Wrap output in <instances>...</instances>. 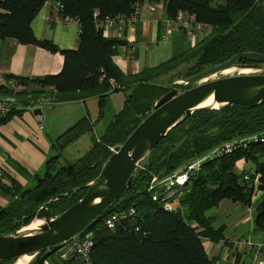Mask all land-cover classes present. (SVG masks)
Listing matches in <instances>:
<instances>
[{
	"label": "trees",
	"instance_id": "1",
	"mask_svg": "<svg viewBox=\"0 0 264 264\" xmlns=\"http://www.w3.org/2000/svg\"><path fill=\"white\" fill-rule=\"evenodd\" d=\"M46 1H0V9L4 11L0 14V39H14L22 45H34L52 53L58 52L63 57L62 69L58 74L31 81L18 80V84L23 87L29 84L42 86L43 91L50 89L45 93L53 105L96 97L99 100V119L96 123L105 117L104 101L109 94L124 92L126 97L123 108L113 116L99 141L91 134L93 125L84 118L56 140L57 156L48 160L44 176L37 180L31 190L21 191L15 185L12 190L3 187L15 199L7 209L0 212V234L11 233L29 225L35 216L52 218L78 202L85 195L87 185L99 175L102 165L111 155L108 148L120 146L151 113L154 102L169 91L158 84L156 79L164 75L169 64L185 53L155 69L125 75L113 61L116 48L122 42L105 36L103 30L98 28L97 21L105 16L135 13L138 0H54L60 3L59 12L63 18L76 19L79 23L76 50H59L52 42L39 41L33 35L31 22ZM146 1L162 2L167 19L185 14L194 23L211 27L206 37L197 42L191 51L187 50L190 53L184 61L193 60L194 67L184 79L240 53L251 52L264 56V0ZM94 13L98 14L97 18ZM241 63L258 61L247 59ZM184 64L179 62L168 71ZM40 94L42 91L28 93L25 90L16 93V96L19 99H35ZM13 114L0 120V123ZM262 132L264 104L258 107L230 106L219 111L203 109L194 112L160 141L147 161L148 168L138 169L126 194L78 235H87L92 242L89 263L213 264L205 253L202 240H223V229L212 228L207 212L225 199L245 207L251 205V193L240 184V176L236 173V166L241 161L255 166L259 187L264 190V143H242L230 153L203 162L199 172L182 186L179 205L174 211L163 209L161 199L165 189L153 187L149 190V182L161 172L172 173L182 163L199 159L223 142L236 138L239 141L245 140ZM89 133L92 135L89 151L73 164L55 168L54 162L60 159L59 151ZM182 140V145L174 150V146ZM172 150L174 153L168 158ZM130 208L138 212L135 223L138 232L130 227L128 219L113 230L103 224L102 219L109 214ZM193 223L196 227L191 226ZM254 232L264 233V201L255 207ZM64 244L58 250L64 249ZM57 251L50 253L38 264H44ZM14 261L15 258L7 259L1 264H13ZM62 264L78 262L74 256H68Z\"/></svg>",
	"mask_w": 264,
	"mask_h": 264
},
{
	"label": "crops",
	"instance_id": "2",
	"mask_svg": "<svg viewBox=\"0 0 264 264\" xmlns=\"http://www.w3.org/2000/svg\"><path fill=\"white\" fill-rule=\"evenodd\" d=\"M184 17L189 18L185 14ZM166 20L162 2L145 1L133 25L120 29L114 27L109 33H105L108 38L122 42L116 48L113 61L125 75H136L147 69H155L191 48L190 43H194V46L203 38L202 35H196L189 40L180 32L182 30L178 29L167 36ZM30 27L37 40L50 41L59 50L77 48L79 23L76 19L63 18L54 6V0L45 2ZM62 64L63 57L58 52L52 53L34 45H22L14 39H0V99L15 97L7 95L6 89L18 84V80L31 81L47 75H56L61 71ZM44 90L48 92L50 89ZM116 93L109 94L105 100ZM47 98L49 99L48 96ZM15 99L23 106H35L39 101L50 100L46 99V93L35 99H19L17 96ZM98 104L96 97L78 102L55 105L51 103L39 108L41 116H35L25 109L1 122L0 170L5 171L10 177V182L21 191L31 188L37 177L44 172L48 160L57 156L55 142L65 131L84 118L91 125H95L99 119ZM53 106L56 107L49 110ZM89 114L94 117L95 122H92ZM86 135H89V141L85 154L89 151L92 145L90 133L59 151L62 166L71 165L67 164L64 154L71 146L84 141ZM249 165L241 161L238 168H255L253 164ZM3 187L4 183L0 182V212L7 209L15 199ZM259 202L260 200L253 201L249 207H245L225 199L207 212L212 228L223 229V240H202L205 253L213 264H264V233L254 232L255 207ZM191 226L196 227V224ZM44 264H48L47 260Z\"/></svg>",
	"mask_w": 264,
	"mask_h": 264
},
{
	"label": "water",
	"instance_id": "3",
	"mask_svg": "<svg viewBox=\"0 0 264 264\" xmlns=\"http://www.w3.org/2000/svg\"><path fill=\"white\" fill-rule=\"evenodd\" d=\"M247 59L258 63H241ZM231 68L237 71L252 70L253 73L221 75ZM263 104L264 56L257 53L234 55L183 81L173 82L169 91L154 102L151 113L120 146L114 147V153L104 162L99 175L87 185L85 195L78 202L61 214L44 219L36 229H28L29 224L14 232L0 234V264L3 260H17L22 256L30 257L26 264H38L81 234L112 203L126 194L138 169L148 168L147 161L160 141L194 112L203 109L219 111L230 106L258 107ZM30 111L35 116H41L39 108ZM183 141L176 144L174 150Z\"/></svg>",
	"mask_w": 264,
	"mask_h": 264
},
{
	"label": "built area",
	"instance_id": "4",
	"mask_svg": "<svg viewBox=\"0 0 264 264\" xmlns=\"http://www.w3.org/2000/svg\"><path fill=\"white\" fill-rule=\"evenodd\" d=\"M2 1V0H0ZM146 0H138L136 5V12L130 15H119V16H105L102 20L97 21L98 28L103 30V33H109L114 27L123 28L127 25H133L136 21V17L140 7ZM54 6L57 10L60 11L61 5L58 2L54 1ZM4 13L3 10L0 9V14ZM94 17L97 18L98 14L94 13ZM185 31L186 37L189 40H192L196 35H202L203 38L206 37L211 32V27L203 24H196L192 20V18H185L184 14H179L175 19H167L166 20V30L165 35L169 36L175 30ZM1 83V79H0ZM47 105V102L39 101L35 106H23L20 105L14 97H5L0 99V120L6 118L8 115L13 114L14 112L21 110H31V108H43ZM40 129L42 127L40 126ZM242 143H264V132L259 133L257 135H253L248 137L245 140L236 141L232 144H227L224 146H220L215 148L214 152L216 155L213 157L202 156L199 159L188 164L187 170L183 175H178L176 180V189L173 190L172 183L171 186L165 189L164 195L161 199L163 203V209L165 211H174L177 206L174 202L177 187H182L188 181V179L194 175L199 170L200 165L205 162L207 158L209 160L219 156L222 153H230L234 147L242 144ZM245 147V144L243 145ZM109 152L114 153V147L108 148ZM243 164L245 163L242 161ZM239 164V163H238ZM238 169V175L240 176V184L243 187H246L247 190L251 193V201H264V190L259 187V182L256 178V169L249 167H241ZM9 175L6 174L5 171L0 170V182L4 183V186L12 190L14 185L9 180ZM154 186L149 187V190H152ZM172 187V188H171ZM154 200H157L156 197H153ZM42 207L39 208L41 210ZM138 216V212L134 208H130L128 210L112 213L102 219L103 224L110 230H113L117 225H120L123 220H130V227L134 229L135 232H138V227L135 226L136 219ZM261 246V245H259ZM92 247V242L89 239V236L85 235L82 237L76 236L75 238L67 241L64 244V252L62 253V259L66 260L68 256H74L77 260L78 264H90L89 263V251Z\"/></svg>",
	"mask_w": 264,
	"mask_h": 264
},
{
	"label": "rangeland",
	"instance_id": "5",
	"mask_svg": "<svg viewBox=\"0 0 264 264\" xmlns=\"http://www.w3.org/2000/svg\"><path fill=\"white\" fill-rule=\"evenodd\" d=\"M180 32L183 33L184 36L186 37L185 31H180ZM192 44H194V43H192ZM192 44L191 43L189 44L191 46V48H188L187 49L188 51H191L192 48L195 46V45L192 46ZM187 50L184 51L185 53L183 54L182 57H179L176 61L172 62L171 64H169L167 66L168 68L165 70L164 75H162L159 78H157L156 82L158 84L163 85V86H165L166 88L169 89L172 82L185 80L184 78H186V76L188 75V72L190 71V69H192L194 67V65H193L194 61L193 60L192 61L190 60V61H187V62L184 61V59L190 53ZM179 62H184L185 64L181 65L180 67H177L175 69H172V70L168 71L170 69V67L171 68L176 67ZM166 71H168V72H166ZM194 74H196V73H194ZM6 90H7V95H12V96H15V97H16V93H21V92H23L25 90H27L28 93L31 92V91H35L37 93H40V91H42V93H45V91H43L42 86H38V85L36 86V85H33V84H29L26 87L25 86L23 87V86H21L19 84H14L13 87L8 88ZM124 97H125V93L117 92L116 94H113L110 98H107L104 101L105 117L102 120H100L98 123H95V125L92 126V130H91V134L93 135L94 138H96L97 141H99L100 136L104 133L105 128L110 123V121L112 120L113 116L116 115L119 112V110L121 108L120 106L123 103ZM37 98H39V97H37ZM46 99H48L47 96H46ZM51 103H52L51 99L49 101H47L48 105L51 104ZM54 107H56V106H53L49 110L54 109ZM90 114H89V117L91 118L92 122H95L94 117L91 116ZM88 141H89V135H86V136H84V141L82 140L81 142H79V144H76V146H71V148H69L68 152L66 154H64L65 155L64 157H65V160L67 161V164L74 163L78 158H80L81 156H83V154H85L86 148L88 146V144H87ZM236 141H239V139L236 138V139H232L230 141L223 142V143H221L219 146H217L215 148H218L220 146H224V145H227V144H232V143H234ZM82 143H84V146H82ZM215 148H213L211 151H209L208 153H206L203 156H206V157H212L213 156L214 157L216 155V152H214ZM223 154H227V153H222L219 156H221ZM219 156H217V157H219ZM209 159L210 158H207L204 161H208ZM263 160H264V157H262V161ZM191 162H193V161H191ZM191 162L182 163L180 165V167L176 171H174L172 173L161 172L158 176L156 175L150 180L149 186L151 185V186H154V188L164 190L167 187L171 186L170 184L172 183V185H173L172 187L173 188L172 187L171 188L173 190H175L176 189V185H177L176 184V180L179 179L178 175H183L184 172L187 170L188 164H190ZM249 164H250L249 166L252 165V163H249ZM54 167L55 168H61V167H64V166H62L61 160L59 159V160H57V162H54ZM238 167H239V164H237L236 168H238ZM198 172H199V170H198ZM43 176H44V172L41 173V175L39 177H37V179L35 180L34 184L29 189L31 190L36 185L37 180L39 178H42ZM181 188H183V187H179V188L177 187V190H176L177 192H176L175 199H174V202L176 203V205H179L178 199H179V197H181V196H179V195H181V192H182ZM29 189H27V190H29ZM176 196H177V199H176ZM251 203H253V200H252ZM34 220H38L41 223V220L43 221L44 218H36ZM64 250L65 249L62 248V249L58 250L57 252H55L49 258V261L47 260V263L48 264H62V261H64V260L61 257H62V251H64Z\"/></svg>",
	"mask_w": 264,
	"mask_h": 264
},
{
	"label": "bare ground",
	"instance_id": "6",
	"mask_svg": "<svg viewBox=\"0 0 264 264\" xmlns=\"http://www.w3.org/2000/svg\"><path fill=\"white\" fill-rule=\"evenodd\" d=\"M235 72H238L239 74H250V73H253L252 70L237 71L235 68H231V69H228V70L222 72L221 75H231V74H233ZM205 105H208V103L205 104ZM217 107L218 106H215V108H217ZM41 224H42V220H41V223L38 220H34L33 222L30 223V225L28 226V229H30V230L36 229ZM29 259H30L29 256H22V257L18 258L17 260H15L14 264H26L29 261Z\"/></svg>",
	"mask_w": 264,
	"mask_h": 264
}]
</instances>
